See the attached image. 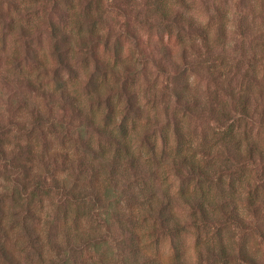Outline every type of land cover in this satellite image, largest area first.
<instances>
[{
    "label": "clouds",
    "instance_id": "1",
    "mask_svg": "<svg viewBox=\"0 0 264 264\" xmlns=\"http://www.w3.org/2000/svg\"><path fill=\"white\" fill-rule=\"evenodd\" d=\"M0 264H264V0H0Z\"/></svg>",
    "mask_w": 264,
    "mask_h": 264
}]
</instances>
